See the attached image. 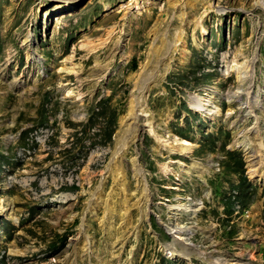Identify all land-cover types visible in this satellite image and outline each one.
<instances>
[{"label":"rangeland","instance_id":"374dc122","mask_svg":"<svg viewBox=\"0 0 264 264\" xmlns=\"http://www.w3.org/2000/svg\"><path fill=\"white\" fill-rule=\"evenodd\" d=\"M0 264H264V0H0Z\"/></svg>","mask_w":264,"mask_h":264},{"label":"bare ground","instance_id":"6f19581e","mask_svg":"<svg viewBox=\"0 0 264 264\" xmlns=\"http://www.w3.org/2000/svg\"><path fill=\"white\" fill-rule=\"evenodd\" d=\"M156 54H158V56H160L162 54V56H163V53H161V50H158L156 52ZM164 57H166V56H164ZM237 70H238V74H239L238 76L240 78H242L243 76H247L250 73V70L248 69V66H244V65L241 66V67H238ZM151 81L152 80L146 81L145 82V86L141 88V92L137 95V97L134 98V101H133L132 107L130 109V112H131V114H133V116L135 117L136 120H138L140 118V115H144V116H149L150 115L149 113H147V111L145 110V107L144 106H145L146 101H147L146 100V97H145V93H146L145 91H146V89H149L151 87V83H152ZM137 110H140V112H138ZM142 113H144V114H142ZM136 126L134 127L135 130H137V127ZM148 126H149V124H148ZM154 130H155L154 127L150 125V131L151 132H154ZM172 138H170V137L169 138L159 137V139H162L163 142H166V145H168L170 147H172V146L178 147L182 151V154L191 153V150L193 148V142H191V140H189V139H177V138L172 139ZM248 148H250V147H248ZM161 168L165 172H170L172 170L170 162L169 163L162 164L161 165ZM251 174L252 175H255L254 172H252ZM171 229L173 230L172 232L174 234L176 233V236L175 237L178 240L179 239L180 240L185 239V237L183 236V232L184 231L180 227L171 228ZM171 255H174V253L171 252ZM183 255L188 258L189 255H190V252L183 253Z\"/></svg>","mask_w":264,"mask_h":264},{"label":"trees","instance_id":"16d2710c","mask_svg":"<svg viewBox=\"0 0 264 264\" xmlns=\"http://www.w3.org/2000/svg\"><path fill=\"white\" fill-rule=\"evenodd\" d=\"M106 100L107 99H103V100H101L100 102H99V105L97 106V108L96 109H98V110H96V112H95V115H93L92 117H91V119H89V122L88 123H94L95 121H94V117H96V116H98V115H101L102 113H103V111H104V104L106 103Z\"/></svg>","mask_w":264,"mask_h":264}]
</instances>
